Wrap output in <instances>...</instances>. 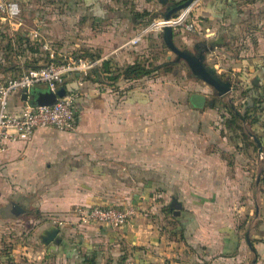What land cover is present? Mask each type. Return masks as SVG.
<instances>
[{
    "label": "rangeland",
    "instance_id": "rangeland-1",
    "mask_svg": "<svg viewBox=\"0 0 264 264\" xmlns=\"http://www.w3.org/2000/svg\"><path fill=\"white\" fill-rule=\"evenodd\" d=\"M12 1L19 3L21 15L18 21H23V29L26 31L19 29L15 32L14 25L17 21L8 20L0 12V85L17 75L14 68L16 65L21 66L27 55L18 57L13 50L4 52L7 38H14V34L20 33L30 39V33L37 31L60 54L78 53L98 58L103 53H112L132 39L137 29H145L138 45H126L119 49L118 56L108 58L113 65L109 69L116 73L133 62H139L147 66L146 70L153 68V73L135 81L124 82L114 80V76L103 77L98 65L86 82L99 78L101 83L95 84L96 91H110L108 95L113 96L114 102L123 106L121 122L129 120L130 116L132 122L136 120L138 138L169 137L172 140L182 138L190 142L195 138H205L207 142H214L203 147L206 152L212 150V158L216 160L208 162L209 166H202L200 170L195 167L190 151L179 155L178 146L175 147L174 154L170 155L169 163L154 161V166L149 169L146 162L138 167L134 162L126 163L127 167L122 169V175L107 178L104 192L97 193L95 201L86 207L103 206L102 204L133 207L136 214L127 226L137 216H141L143 222L151 224L159 236H165L170 241L167 249L159 255L161 260L158 264H225V261L226 264H264V152L260 156L261 148L256 150L255 142L249 138L251 132L255 133L251 122L257 114L255 110L250 111L247 123L233 117L234 111L243 115L247 88L252 82H264V78L256 79L255 72L243 70L234 76L232 68L218 74L214 67L221 82L231 85L229 94L218 96L212 87L192 74L184 60H178L167 48L162 29L149 31L155 23L156 18L153 17L157 12H149L148 6L159 4L164 9L160 19H163L166 12V7L159 0ZM179 4L178 0L169 3L173 6ZM234 6L243 17L242 24L233 35L220 40L225 47L227 44V47L231 46L235 50H230L232 55L239 48L247 46V38H254L257 42L260 36L264 40V0H235ZM96 10L103 11L101 22L92 17ZM181 13L178 12L172 19L179 17ZM193 21L199 28V19ZM160 24L157 22V25ZM97 33L115 35L117 42L105 48V52L104 49L87 48L89 41L96 42ZM248 41L251 43V40ZM172 42L178 50L194 56L209 51L214 45L213 41L200 39L196 33H185L180 27L172 30ZM196 46H200L198 53L195 51ZM114 53L115 51L112 54ZM205 66H209L206 59ZM66 82L71 83L73 79L69 78ZM64 93L63 88L56 92L58 97ZM193 96L205 98L201 108L193 106ZM128 101L139 105L136 114L124 109ZM29 102L31 105L38 104L36 100ZM263 122L264 114L259 118L257 127L262 132ZM190 147L193 148L194 145L191 143ZM3 199L0 194V204ZM140 204L144 205L143 208ZM70 217L71 220L67 217L61 221L55 219L57 221L53 225L58 232L65 227H69L70 234L75 236L91 231V226H80L74 215ZM196 219L208 227L216 226L219 234L232 236L231 239L219 238V241L222 240V254L216 257L211 253L209 248L213 243L210 240L199 242L195 248L185 242H191ZM246 234L251 246L256 251L258 249L257 257L247 245ZM149 241L150 239L147 240ZM71 246L73 256L77 259L87 252L86 248L79 246L76 239ZM92 248L93 254L101 251L100 247ZM119 249L121 254L110 253L108 258H103V262L121 259L124 264H131L129 255L132 254L126 251L129 247L121 244ZM96 257H85L83 263L90 264L93 258L98 259Z\"/></svg>",
    "mask_w": 264,
    "mask_h": 264
},
{
    "label": "crops",
    "instance_id": "crops-1",
    "mask_svg": "<svg viewBox=\"0 0 264 264\" xmlns=\"http://www.w3.org/2000/svg\"><path fill=\"white\" fill-rule=\"evenodd\" d=\"M234 2L235 0H196L191 16L193 19L198 18L200 23L194 33L200 39L213 41L214 45L204 53V56L207 64L215 67L218 74L232 68L234 76L243 70L255 72L256 79L262 80L264 40L260 39V36L257 42L254 38L253 40L247 38V46L236 50V55L231 54L230 50L235 52L231 46L227 47L226 44L225 47L220 41L221 38L233 35L242 24L243 17L237 11ZM148 7L149 12H157L153 17L156 18L155 23L161 21L160 16L164 9L159 4ZM96 11L92 17L101 22L104 17L103 11ZM14 26L15 32L19 29L26 31L23 29L22 20ZM154 29L150 27L149 31ZM144 30L137 29L132 39L140 35L138 41L140 43ZM97 34L96 42L89 41L87 48L104 49L105 52V48L117 42L115 35ZM132 39L115 49L114 54H112L114 51L109 54L103 53L100 59L107 61L109 57L118 56L119 49ZM248 40H251L252 44ZM56 53L60 54L57 51ZM262 59L263 62H260ZM110 66H113L112 63ZM252 84L255 90L259 91V95L263 96L264 82ZM72 86L73 82H66L62 88ZM109 93L110 91H96L95 86L90 84L82 102V116L74 132L61 133L53 129H39L30 140L9 144L7 150L0 155V194L4 198L0 204V264H87L83 263L85 257L92 255L96 257V254L98 259L93 258V261L95 259L93 264H124L121 259L103 262V258H108L110 253L121 254L119 249L121 244L129 247L126 251L132 254L129 255L131 264H158L161 260L159 255L167 249L170 241L165 236H159L151 224L143 222L141 216H137L131 225L120 230L93 226L89 227L91 231L82 236L71 235L69 227H65L59 230L54 241L43 243L46 233L56 228L53 225L57 221L55 219L61 221L67 217L71 220L70 216L74 209L94 202L97 193L104 192L107 178L122 175L121 171L127 167L126 163L134 162L138 167L139 164L146 162L148 169L154 166V161L169 163V157L176 151V146L179 155L190 151L195 167L199 170L202 166L208 167V162L216 160L212 158V150L206 152L203 147L214 142H207L205 138H195L193 142L182 138L172 140L169 137L138 138L136 120L132 122L130 116L129 120L121 122L123 106L117 105ZM22 101H24L22 96L13 94L9 100L10 110L19 111ZM128 102L124 109L136 114L139 105L132 104V101ZM258 124L253 125V130L260 137H264V132L257 128ZM249 138L254 140L251 136ZM191 143L194 145L193 148L190 147ZM13 204L18 205L24 213L15 216L12 213ZM142 204L141 208L144 206ZM196 223L191 242H185L195 248L199 242L210 240L213 243L209 248L211 253L213 252L216 257L222 254V240L219 241V238L226 239L228 235L219 234L216 226L208 227L199 219H196ZM73 238L78 241L80 247L86 248V254L80 259L73 256L71 246ZM92 246L100 247L101 251L93 254Z\"/></svg>",
    "mask_w": 264,
    "mask_h": 264
},
{
    "label": "built area",
    "instance_id": "built-area-1",
    "mask_svg": "<svg viewBox=\"0 0 264 264\" xmlns=\"http://www.w3.org/2000/svg\"><path fill=\"white\" fill-rule=\"evenodd\" d=\"M194 5L195 2L182 10L179 17L167 21L166 25L157 27L156 22L152 28L162 29L164 26H172V28L180 27L188 34L194 33L197 25L190 16ZM0 12L8 20L17 21L15 24L20 22L18 21L21 15L19 3L0 0ZM139 39L140 35L126 45H135ZM30 40L37 43L39 50L47 55V62L39 69L22 72L0 85V155L7 150L9 144L30 140L39 129H53L61 133L74 132L82 116V102L85 98V93L80 89L87 78L92 77V71L105 60H92L78 54L56 53L50 43L37 31L30 33ZM69 78L73 79L75 90L65 92L58 97L56 92ZM37 89L54 94L56 96L54 103L39 106L31 105L30 100H25L19 106V111L10 110L9 100L13 94H18L20 97L24 94L28 96L32 90ZM259 154L262 156L263 153L260 151ZM135 214V209L130 206H81L71 213L80 226H97L112 230L126 227Z\"/></svg>",
    "mask_w": 264,
    "mask_h": 264
},
{
    "label": "trees",
    "instance_id": "trees-1",
    "mask_svg": "<svg viewBox=\"0 0 264 264\" xmlns=\"http://www.w3.org/2000/svg\"><path fill=\"white\" fill-rule=\"evenodd\" d=\"M186 0H180V3L184 2ZM7 43L6 46H4V52L9 53V51H15L16 55H18V57H24V54L26 55L25 58V62L21 65L18 66L16 65L14 68V72L17 73L18 76L22 73V71H29V70H36L39 69L43 64H45L47 62V55H45L43 52H39V45L35 42H32L29 38H27L26 36L22 35V34H14V38H7ZM14 39V40H13ZM78 54V53H77ZM81 56H85L88 57L92 60H98L101 57L95 58V57H91L85 54H78ZM41 58H40V57ZM111 61L107 60V61H102V63L100 64L99 68L102 69V74H105V76L103 77H113L114 76V80H119V81H124V82H131V81H135L137 79H139L140 77H145L147 75H150L151 73L154 72L153 68L151 70H146L148 69L147 66L139 63V62H134L132 64H129L127 66H125V68L121 71H118L116 73L111 72V70L109 69ZM97 68V67H96ZM109 69V70H108ZM95 70V69H94ZM93 70V72H94ZM99 78L97 77V80H95L93 78V81L89 79V81H85V83L83 84L82 88L80 89L82 92H86V90H88V86L91 84L93 86H95V84L101 83L100 80H98ZM91 81V82H90ZM90 82V83H89ZM264 85V84H263ZM75 86H72V88H67L64 89L65 92L68 91H73L75 90ZM247 100L245 101L246 105L244 106V112L243 115L238 114L237 112L234 111V115L233 117H237L238 120L240 122L243 123H247L248 120V116H250V111L255 110L257 116L254 118V120L251 122L252 123V127L253 125L258 124L259 122V118L262 117V114H264V96L262 97L261 95H259V91L255 90L254 84H251L249 88H247ZM251 137H253V141L254 143V148L260 149L261 148V152L263 153V148H264V137H260V135L255 134L253 132H251L249 134ZM249 136V137H250ZM253 248V253L256 255L257 257V253L255 248L252 246ZM94 261H91L90 264H93Z\"/></svg>",
    "mask_w": 264,
    "mask_h": 264
},
{
    "label": "water",
    "instance_id": "water-1",
    "mask_svg": "<svg viewBox=\"0 0 264 264\" xmlns=\"http://www.w3.org/2000/svg\"><path fill=\"white\" fill-rule=\"evenodd\" d=\"M170 1L172 0H159V2L166 7V12L163 14V20L170 21L173 16H175L178 12L188 8L191 6L195 0H186L185 2L173 6L169 5ZM169 5V6H168ZM163 33V40L167 46V48L176 55L178 60H184L188 67L190 68L193 75L201 79L203 82H205L207 85L212 87L217 93L218 96H225L231 92V85L230 83H223L221 80L216 76V71L214 67H206L205 66V56L202 52L198 54L197 56L191 55L187 52H182L178 50L173 42H172V27L171 26H164L162 28ZM208 52V51H207ZM56 96L51 93H45L41 92L40 90H32L29 95L27 96L24 94L22 96V99L25 100H36L38 101L39 106H47L54 103ZM192 104L195 107L201 108L205 103V98L203 96H193L191 98ZM12 213L17 216L19 214H23L24 211L16 204L12 205ZM58 233V229L54 228L49 230L46 233V238L43 239V243L47 244L49 242H52L55 240V237ZM246 242L248 247L252 252L253 248L251 246V243L248 238V234H246Z\"/></svg>",
    "mask_w": 264,
    "mask_h": 264
},
{
    "label": "bare ground",
    "instance_id": "bare-ground-1",
    "mask_svg": "<svg viewBox=\"0 0 264 264\" xmlns=\"http://www.w3.org/2000/svg\"><path fill=\"white\" fill-rule=\"evenodd\" d=\"M161 24L160 25H157V27H159V26H162V25H166V23H167V21H165V20H161V21H159Z\"/></svg>",
    "mask_w": 264,
    "mask_h": 264
},
{
    "label": "flooded vegetation",
    "instance_id": "flooded-vegetation-1",
    "mask_svg": "<svg viewBox=\"0 0 264 264\" xmlns=\"http://www.w3.org/2000/svg\"><path fill=\"white\" fill-rule=\"evenodd\" d=\"M199 50H200V47L199 48H196L195 47V51L198 53L199 52Z\"/></svg>",
    "mask_w": 264,
    "mask_h": 264
}]
</instances>
